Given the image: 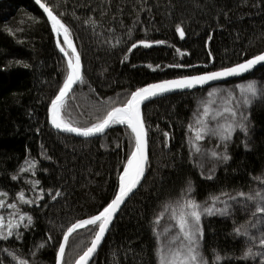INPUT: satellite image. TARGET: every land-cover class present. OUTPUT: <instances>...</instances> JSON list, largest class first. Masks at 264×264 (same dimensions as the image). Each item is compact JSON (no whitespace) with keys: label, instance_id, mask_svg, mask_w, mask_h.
Segmentation results:
<instances>
[{"label":"trees","instance_id":"obj_1","mask_svg":"<svg viewBox=\"0 0 264 264\" xmlns=\"http://www.w3.org/2000/svg\"><path fill=\"white\" fill-rule=\"evenodd\" d=\"M42 3L70 29L81 57L83 83L66 99L62 112L66 120L80 127L98 122L106 111L122 105L132 92L148 84L220 71L264 53L262 0ZM177 28L184 30L183 38ZM144 43L151 47L145 48ZM66 72L51 27L37 6L31 0H0V191L8 193L3 199L10 203L18 202L20 191L25 199L35 201L19 205L33 217L24 240L0 241L4 264L11 261L5 248L17 249L31 264H57L67 229L98 214L114 198L134 147L125 125H114L95 139L61 136L49 127L47 109ZM258 73L264 74V68L228 84ZM203 91L159 99L143 107L148 132L146 175L91 264H157L153 221L161 206L176 199L189 182L200 203L211 194L220 195L221 190L264 188L255 179H264V99L250 113L252 142L248 149L237 139L231 161L211 180L202 178L194 167L186 129ZM26 160L34 161L35 168L21 172L28 167ZM18 173L19 178L13 180ZM57 192L59 196H55ZM224 199L227 197L222 196L221 201ZM11 211L0 210V214L7 216ZM250 219L242 210L236 211L235 219L219 214L202 218L211 264H258L259 256L240 259L249 245L246 237L234 232ZM97 230L89 225L69 237L64 264L79 258ZM42 243L44 247L37 252ZM253 251H261L258 244ZM214 253L221 259L216 260Z\"/></svg>","mask_w":264,"mask_h":264},{"label":"snow or ice","instance_id":"obj_2","mask_svg":"<svg viewBox=\"0 0 264 264\" xmlns=\"http://www.w3.org/2000/svg\"><path fill=\"white\" fill-rule=\"evenodd\" d=\"M35 2L47 14V19L51 22V29L58 38L57 46L64 53V56L67 57V72L63 85L59 88L58 95L51 102L52 125L60 131L74 133L77 136L85 138L104 133L106 129L114 125H125L131 130L132 141L134 142L133 150L130 152L122 175L119 177L118 189L114 198L98 214L89 219L81 220L78 223H73L67 229V232L63 236V243L59 246L57 264H64L65 247L68 244L69 237L80 228L89 225L95 226L98 230L95 231L91 245L75 261V264H90L115 214L121 205L125 203L126 199L141 184L145 176V170L148 165V132L142 113V105L152 98L177 89H193L197 85L203 86L210 81H219L227 77H237L244 73H249L257 65L264 64V53L256 55L244 63L226 67L220 71L166 80L162 83H153L147 87H141L132 92L130 98L125 103L106 111L105 115L98 122L93 123L91 126L80 127L74 125L70 120H66L62 115L69 92L78 82L83 83L80 54L73 43L70 29L65 23L58 18L57 14L53 13L52 8L42 3V0H35ZM177 31H179L181 38H183L184 30L177 28ZM61 36L63 37L62 40L59 39ZM158 43H163V41H159ZM63 45H66V47ZM144 47L148 48L151 45L144 43ZM176 66L180 67V65ZM237 87L240 89L242 97L239 102L240 108H237L235 104L229 106V103L226 102L222 108L213 109L212 104L215 101L202 100V110L201 107H198L193 113L194 120L189 124V129L194 128L195 135L194 141L190 140V144L203 141L206 137L209 139L219 137L224 142L225 149L223 153H217L215 150L202 149L199 143H195L196 153L206 156L210 151V155L213 158H219L225 162L231 159L227 154V141L231 139L237 127L245 133L248 131L245 123L247 116L241 109L245 106L250 107L253 98L259 97L260 99H264V85L258 87L257 81L254 79L250 80L247 84L237 85ZM217 92V89H212L207 92V95L211 98ZM232 99L233 94L229 91L225 100L231 101ZM221 118L224 119L223 123H221ZM25 164L28 167H22L21 172L35 168L34 161L26 160ZM18 178L19 173L12 176L13 180H17ZM211 178L209 175L208 179ZM255 179L264 184V179L260 177H256ZM34 183L39 184V181H35ZM194 191L191 182H189L188 186L182 189L176 199L167 203L164 210L156 214V219L153 221L154 225L158 226L160 224V220L164 218L165 213L169 216L170 221L174 222V224L164 226L162 231H156L155 227L153 229L158 245L155 248L157 264H211L207 258V248L204 244L205 233L202 217L219 214L221 216L232 215L235 219V213L239 210L244 211L251 217L246 224L242 223L234 228V232L237 235L247 238L246 244L249 245L242 250L240 259L247 260L250 257L256 256L264 258V188L249 189L247 192L242 189H237L233 192L221 190L220 195H210L209 200L211 203L209 200H205L203 203L198 202L192 195ZM7 195V192L0 191V210L6 211L7 209H12L7 216L0 214V241H9V238L12 237L15 240L23 241L25 231L33 225V217L25 213L19 205L33 204L35 201L25 199L23 191H20L18 202L16 203H10L3 199ZM59 195V192L55 193V196ZM222 196L227 197V199L221 201ZM229 201H232V203H229ZM217 202H222L224 207L216 208ZM173 228L177 229V231H173ZM15 240L10 243H14ZM257 244L261 251L254 252L253 248ZM43 247L44 244L42 243L37 247L36 251L38 252ZM3 252L11 257L9 264H31L15 248H5ZM32 254L35 255V252ZM214 255L216 260L221 259L218 254L214 253ZM0 264H4V261L0 260ZM258 264H264V259L258 261Z\"/></svg>","mask_w":264,"mask_h":264},{"label":"rangeland","instance_id":"obj_3","mask_svg":"<svg viewBox=\"0 0 264 264\" xmlns=\"http://www.w3.org/2000/svg\"><path fill=\"white\" fill-rule=\"evenodd\" d=\"M59 39H63V37L61 36ZM64 47H66V45H63ZM260 70V69H259ZM257 72V71H256ZM255 73V72H254ZM264 74L258 73L256 74L253 78L238 82V83H234V84H223V85H219V86H215L209 89L204 90L200 96L198 97L195 106L192 110L188 125H187V129H186V140H187V146L189 149V153L191 155V160L194 164V167L196 168V170L199 172L200 176L206 180H211L214 175L218 172L219 169H221L223 166L227 165L231 159H229L227 162L223 161L222 159L219 158H213L210 155V151L207 153L206 156H202V154L200 153H196L195 151V143H199L202 147V149H207V150H215L217 153H223L225 151L224 149V142H222L219 137H214V138H205V140L200 141V142H195L193 144H190V140L194 141V135H195V129H189V124L193 122L194 117H193V113L197 110L198 107H201L202 110V106H201V101L202 100H213L215 101V103L212 104V108L216 109V108H222L223 105L227 102L229 103V106H231L232 104H235L237 108H240V100L242 99L241 97V93H240V89L237 87V85L240 84H247L250 80H256L257 81V86L261 87L262 85H264ZM212 89H217L218 92L217 94H215L213 97H208L207 92L212 90ZM231 91L233 94V99L231 101H226L225 98L227 97V93ZM260 98H253L252 104L250 107L245 106L243 107L241 110L245 112L246 116H247V120L245 121L248 131L247 133L241 131L238 127L236 128L235 132L232 134V137L229 141H227V154L231 156L232 154V149L234 147V144L236 142L237 139H241L244 147L248 149V147L251 145L252 142V132H251V124H250V113L252 111V109L258 105V103L260 102ZM224 122V119L221 118V123ZM214 123V122H213ZM214 169V170H213ZM122 175V174H121ZM211 176V179H208V176ZM173 201V200H172ZM172 201H168L165 204H163L161 206V208L159 209V212H162L164 210V207L167 203H170ZM211 203V201H209ZM220 204H222L221 202H217L216 203V208H221V206H219ZM207 216V215H205ZM203 216V217H205ZM202 217V218H203ZM156 219V217H155ZM169 224H174L173 221H170L169 216L167 215V213H165L164 218L162 220H160V224L154 225V227L156 228V231H162L163 227ZM82 229V228H80ZM173 231H177V229L173 228ZM156 238V236H155ZM156 243H157V239H156ZM158 246V245H157ZM264 259V258H261ZM259 259V261L261 260Z\"/></svg>","mask_w":264,"mask_h":264},{"label":"water","instance_id":"obj_4","mask_svg":"<svg viewBox=\"0 0 264 264\" xmlns=\"http://www.w3.org/2000/svg\"><path fill=\"white\" fill-rule=\"evenodd\" d=\"M31 1L37 6V8H38L39 11L43 14V16L45 17V19L47 20V22L49 23V25H50V27H51V22L47 19V14L43 12V9H42L38 4H36L35 0H31ZM51 30H52V29H51ZM52 33H53V37H54V42H55L56 49H57V51H58V53H59L61 59H62V60L65 62V64L67 65V57L64 56V53H62V52L60 51V48L57 46V39H58V38L56 37V34H55L53 31H52ZM245 62H246V61H245ZM242 63H244V62H242ZM262 68H264V64H262V65H257V66H256L255 68H253L249 73H244V74H242L241 76H237V77H227V78H224V79L219 80V81H210V82H209L208 84H206V85H203V86L197 85V86H196L195 88H193V89H177V90H174V91H172V92L165 93V94H163V95H161V96H157V97H155V98L150 99L149 101H146L145 104L142 105V109H143V107H144L146 104L151 103V102H153V101H156V100H159V99H163V98H167V97H171V96L180 95V94H185V93H189V92H194V91H198V90H206V89H209V88H212V87H215V86H219V85L227 84V83H230V82H232V81H236V80L242 79V78H244V77H246V76H248V75H250V74H252V73L258 71L259 69H262ZM206 74H208V73H206ZM200 75H205V74H200ZM182 78H183V77H182ZM175 79H181V78H175ZM170 80H174V79H170ZM165 81H166V80H165ZM162 82H164V81L155 82V83H162ZM78 84H79V82L73 86V89L69 92V94H68V96L66 97V99L71 95V93L74 91V89L76 88V86H77ZM152 84H153V83H152ZM148 85H150V84H148ZM148 85H146V86H144V87H147ZM117 107H118V106H117ZM50 109H51V103H50V105H49V107H48V109H47V123H48L49 127H50V128L56 133V134L61 135V136L73 137V138H77V139H95V138H101V137H103V136L105 135V133H106V132L112 127V126H111L109 129H106L104 133L97 134V135H95V136H93V137H90V138H85V137L77 136V135H75L74 133H66V132H63V131H60V130L56 129V128L52 125V123H51V111H50ZM130 132H131V130H130ZM147 156H148V146H147ZM146 169H147V167H146ZM145 175H146V170H145ZM144 178H145V176H144ZM144 178L142 179L141 184L137 187V189H135L134 192H133V193H132V194L126 199L125 203L121 205L120 209H119V210L117 211V213L115 214V216H114V218H113L111 224L109 225L108 230H107L106 233H105V236H104L103 240L101 241L100 245L98 246L96 253H95V254L93 255V257H92V260L90 261V264L92 263L93 259L95 258L96 254L98 253L99 249L101 248L102 244L104 243V241H105V239H106V237H107V235H108V233H109V231H110V229H111V227H112V225H113L115 219L117 218L118 214L120 213L121 209L124 207V205L126 204V202H127V201H128V200H129V199H130V198L136 193V191H137V190L139 189V187L142 185V183H143V181H144ZM62 243H63V242H62ZM90 245H91V243H90ZM90 245H89V246H90ZM73 264H75V262H74Z\"/></svg>","mask_w":264,"mask_h":264}]
</instances>
